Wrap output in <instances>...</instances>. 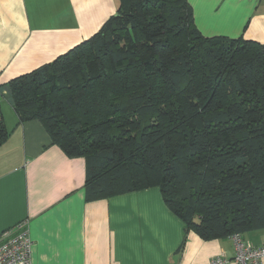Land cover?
<instances>
[{
    "label": "trees",
    "instance_id": "1",
    "mask_svg": "<svg viewBox=\"0 0 264 264\" xmlns=\"http://www.w3.org/2000/svg\"><path fill=\"white\" fill-rule=\"evenodd\" d=\"M87 39L4 84L18 123L85 160L86 200L157 186L203 239L264 228V42L203 36L187 0H117ZM0 111V146L8 131Z\"/></svg>",
    "mask_w": 264,
    "mask_h": 264
},
{
    "label": "crops",
    "instance_id": "2",
    "mask_svg": "<svg viewBox=\"0 0 264 264\" xmlns=\"http://www.w3.org/2000/svg\"><path fill=\"white\" fill-rule=\"evenodd\" d=\"M187 1L203 36L264 42V0ZM116 7L117 0H0V84L87 39ZM10 100L2 89L0 234L26 221L28 264H209L234 254L231 235L186 231L157 186L86 200L84 158L66 155L37 119L18 123ZM242 237L261 246L264 228Z\"/></svg>",
    "mask_w": 264,
    "mask_h": 264
},
{
    "label": "built area",
    "instance_id": "3",
    "mask_svg": "<svg viewBox=\"0 0 264 264\" xmlns=\"http://www.w3.org/2000/svg\"><path fill=\"white\" fill-rule=\"evenodd\" d=\"M26 221L14 224V229L0 234V264H28L30 261L31 238ZM234 254L231 257L217 255L209 264H262L264 244L253 245L238 233L231 234Z\"/></svg>",
    "mask_w": 264,
    "mask_h": 264
}]
</instances>
